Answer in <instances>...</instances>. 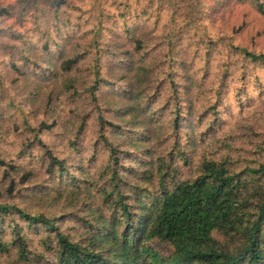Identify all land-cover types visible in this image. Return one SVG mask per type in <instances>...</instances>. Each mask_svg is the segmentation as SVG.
I'll return each mask as SVG.
<instances>
[{
    "label": "rangeland",
    "instance_id": "374dc122",
    "mask_svg": "<svg viewBox=\"0 0 264 264\" xmlns=\"http://www.w3.org/2000/svg\"><path fill=\"white\" fill-rule=\"evenodd\" d=\"M247 54L264 55V0H0V206L84 241L119 216L114 168L127 192L160 161L176 178L202 160L264 165V62ZM0 241V264H59L55 233L15 212H0Z\"/></svg>",
    "mask_w": 264,
    "mask_h": 264
},
{
    "label": "trees",
    "instance_id": "16d2710c",
    "mask_svg": "<svg viewBox=\"0 0 264 264\" xmlns=\"http://www.w3.org/2000/svg\"><path fill=\"white\" fill-rule=\"evenodd\" d=\"M247 56L264 62V55ZM178 117L173 120L176 127ZM98 123L111 126L101 118ZM102 142L117 166L118 147L103 136ZM48 158L50 168L63 170V161L51 154ZM194 170L191 177L176 178L160 161L139 174L143 185L129 182V191L122 192L123 179L114 168L105 197L114 200L119 216L103 219L99 226L88 222L84 241H72L52 219L7 205H1L0 212H15L29 225L54 232L59 264H264V165L232 172L223 162L202 160ZM128 175L136 177L132 169ZM144 191L150 198L143 199ZM217 235L225 237L224 245ZM12 245L18 258L27 256L21 232H15ZM157 245L166 246L168 254H161Z\"/></svg>",
    "mask_w": 264,
    "mask_h": 264
}]
</instances>
